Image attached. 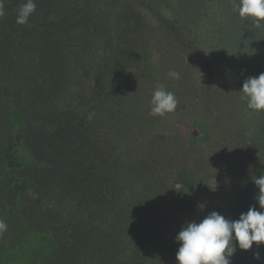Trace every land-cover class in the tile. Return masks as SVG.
<instances>
[{"label":"rangeland","instance_id":"374dc122","mask_svg":"<svg viewBox=\"0 0 264 264\" xmlns=\"http://www.w3.org/2000/svg\"><path fill=\"white\" fill-rule=\"evenodd\" d=\"M25 2L0 16V264H176L187 223L264 211V113L239 92L264 29L232 0H35L19 25ZM159 85L178 101L163 117Z\"/></svg>","mask_w":264,"mask_h":264},{"label":"clouds","instance_id":"9594fccd","mask_svg":"<svg viewBox=\"0 0 264 264\" xmlns=\"http://www.w3.org/2000/svg\"><path fill=\"white\" fill-rule=\"evenodd\" d=\"M232 7L242 21L250 22L256 29H264V0H232ZM35 11V0H26L19 8L16 23L27 24ZM3 15V0H0V16ZM168 76L180 78L175 71H170ZM239 92L250 112L264 113V73L258 77H248ZM177 104L174 93L159 85L152 93L150 114L163 117L174 112ZM253 183L258 188L255 199L259 208L264 210V175L255 177ZM199 207L203 208V205ZM6 230L7 224L0 220V233ZM175 240L179 244L176 264H230L237 247L241 251H248L254 244L264 245V211L250 207L234 221L212 212L199 223L184 225ZM255 258L259 259L258 255Z\"/></svg>","mask_w":264,"mask_h":264},{"label":"trees","instance_id":"16d2710c","mask_svg":"<svg viewBox=\"0 0 264 264\" xmlns=\"http://www.w3.org/2000/svg\"><path fill=\"white\" fill-rule=\"evenodd\" d=\"M97 83L100 84V79H97ZM20 138L16 137L13 139H10L8 146L6 147V158L8 160V165L9 166H14L15 164V154H14V150L16 147V144L19 142ZM9 183H13V181H9ZM19 188V187H17Z\"/></svg>","mask_w":264,"mask_h":264}]
</instances>
